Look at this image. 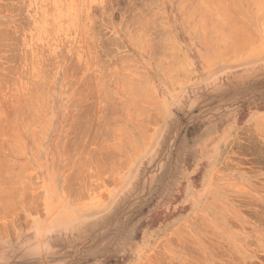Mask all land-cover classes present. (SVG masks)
<instances>
[{
	"label": "rangeland",
	"instance_id": "obj_1",
	"mask_svg": "<svg viewBox=\"0 0 264 264\" xmlns=\"http://www.w3.org/2000/svg\"><path fill=\"white\" fill-rule=\"evenodd\" d=\"M0 264H264V0H0Z\"/></svg>",
	"mask_w": 264,
	"mask_h": 264
},
{
	"label": "bare ground",
	"instance_id": "obj_2",
	"mask_svg": "<svg viewBox=\"0 0 264 264\" xmlns=\"http://www.w3.org/2000/svg\"><path fill=\"white\" fill-rule=\"evenodd\" d=\"M141 36V35H140ZM135 38V36H133ZM141 38V37H140ZM136 39V38H135ZM30 108V107H29ZM33 112V111H32ZM37 115V114H36ZM34 117V116H33ZM33 119V118H32ZM10 182V181H9Z\"/></svg>",
	"mask_w": 264,
	"mask_h": 264
}]
</instances>
